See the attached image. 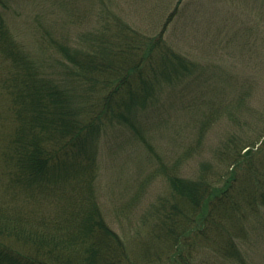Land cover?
Segmentation results:
<instances>
[{
    "label": "trees",
    "instance_id": "obj_1",
    "mask_svg": "<svg viewBox=\"0 0 264 264\" xmlns=\"http://www.w3.org/2000/svg\"><path fill=\"white\" fill-rule=\"evenodd\" d=\"M3 7L0 0L2 175L15 193L52 200L54 211L39 219L0 218V264H196L204 249L247 264L242 244L264 210V138L257 142L264 125L256 139L225 136L218 151L230 168L223 174L192 178L166 171L169 197L153 208L151 228L139 248L131 249L94 197L98 146L113 127L144 140L143 115L162 104L166 89L184 96L199 80L200 64L167 44L162 30L147 35L108 15L76 47L55 37L46 44L61 57L69 78L85 86L75 100L10 34ZM248 91L227 107L230 122H238L232 109ZM255 115L264 121V108Z\"/></svg>",
    "mask_w": 264,
    "mask_h": 264
},
{
    "label": "rangeland",
    "instance_id": "obj_2",
    "mask_svg": "<svg viewBox=\"0 0 264 264\" xmlns=\"http://www.w3.org/2000/svg\"><path fill=\"white\" fill-rule=\"evenodd\" d=\"M3 1L2 16L10 34L44 63L45 73L75 100L83 97L85 86L69 78L61 57L46 44L55 37L76 47L83 40L81 35L99 29L108 15L147 35L162 30L167 44L200 64V78L184 96L174 87L166 89L162 104L143 115L139 130L144 140L126 128L113 127L98 146L92 167L94 197L107 224L131 249L139 248L151 228L156 218L153 208L169 197L166 171L192 178L223 174L230 168L218 151L225 136L240 133L256 139L263 130L259 128L264 121L255 112L264 108V0ZM226 75L230 79L225 81ZM247 90L242 105L232 109L238 122H230L227 107ZM1 167L0 161L2 222L53 213L52 200L15 193ZM248 231L242 244L244 259L247 264H264V210ZM195 262L236 264L208 249L199 252Z\"/></svg>",
    "mask_w": 264,
    "mask_h": 264
}]
</instances>
